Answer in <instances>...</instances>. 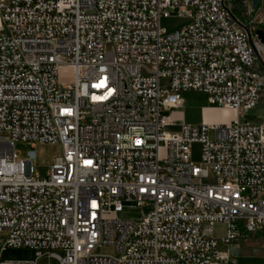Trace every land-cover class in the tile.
Listing matches in <instances>:
<instances>
[{"label":"built area","instance_id":"1","mask_svg":"<svg viewBox=\"0 0 264 264\" xmlns=\"http://www.w3.org/2000/svg\"><path fill=\"white\" fill-rule=\"evenodd\" d=\"M226 1L0 0V257L37 254L0 264H236L230 247L264 235V120L244 119L264 91V0L248 24ZM170 16L189 21L168 32ZM188 89L235 117L174 124ZM38 143L61 147L45 175Z\"/></svg>","mask_w":264,"mask_h":264},{"label":"rangeland","instance_id":"2","mask_svg":"<svg viewBox=\"0 0 264 264\" xmlns=\"http://www.w3.org/2000/svg\"><path fill=\"white\" fill-rule=\"evenodd\" d=\"M261 0H258L256 6L252 8L251 0H227L226 5L230 7L233 15L242 24H248L250 20H253L255 13L257 12ZM189 21L188 18L180 16H170L163 18L161 24L168 32L174 31L177 28L183 26ZM257 27L264 29V24H258ZM73 78V71L71 68L62 67L59 71V80L64 83H70ZM264 93V91H263ZM232 111V112H231ZM223 118L220 121H227L230 118L235 117V112L231 109H224ZM232 113L229 117V113ZM174 124L185 121L188 124L198 126L204 122V117H217L220 115L218 106L211 104L208 101L207 95L199 90L188 89L182 92V106L175 108ZM246 120L257 122L264 120V95L262 101L254 109H252L248 115L244 118ZM241 119V120H244ZM211 122L219 121L217 118L210 120ZM170 130H177L175 127H170ZM210 139L215 138V132L213 130L208 131ZM30 146L26 143H17L16 149L20 152L18 157L23 158L26 156L27 150ZM36 159L34 160V168L45 175L53 164L54 159L61 152V147L58 144L50 143H38L35 147ZM191 160L198 162L200 160V145L194 143L191 146ZM147 211V207H125L119 216L122 218H137L142 213ZM214 235L221 238L224 235V227L221 224H217L214 227ZM262 232L258 231L253 235H248V238L244 242V245L239 248L235 245L230 247V255L235 260L236 264H263L264 263V249L261 245L264 243ZM220 249H226V247L219 243ZM111 248L107 246L100 247L98 252L111 253ZM36 252L33 249L25 247H7L2 253L1 261H35ZM37 264H58L55 258L43 255L37 260Z\"/></svg>","mask_w":264,"mask_h":264},{"label":"crops","instance_id":"3","mask_svg":"<svg viewBox=\"0 0 264 264\" xmlns=\"http://www.w3.org/2000/svg\"><path fill=\"white\" fill-rule=\"evenodd\" d=\"M263 95H264V93L262 94V97H263ZM262 97H261V100H260V102H259V104L261 103V101H262ZM175 109V108H174ZM174 109H171L170 111H169V114H170V116H171V118L174 120V113H173V110ZM222 110H224L223 108H221V107H218V111L220 112V115L219 116H217V117H204V122H211L210 120H212V119H214V118H217L219 121L223 118V112H222ZM232 112V111H231ZM229 113V117L231 116V114L232 113ZM231 119V118H230ZM175 122V121H174ZM180 123H186L184 120L183 121H181V122H178V124H180Z\"/></svg>","mask_w":264,"mask_h":264},{"label":"water","instance_id":"4","mask_svg":"<svg viewBox=\"0 0 264 264\" xmlns=\"http://www.w3.org/2000/svg\"><path fill=\"white\" fill-rule=\"evenodd\" d=\"M258 0H251L252 8H254L257 4ZM254 32L258 35L259 39L262 43H264V31L260 28H255Z\"/></svg>","mask_w":264,"mask_h":264},{"label":"bare ground","instance_id":"5","mask_svg":"<svg viewBox=\"0 0 264 264\" xmlns=\"http://www.w3.org/2000/svg\"><path fill=\"white\" fill-rule=\"evenodd\" d=\"M222 108V107H221ZM223 109H229V108H227V107H224Z\"/></svg>","mask_w":264,"mask_h":264}]
</instances>
